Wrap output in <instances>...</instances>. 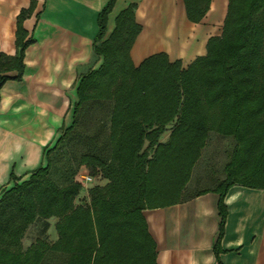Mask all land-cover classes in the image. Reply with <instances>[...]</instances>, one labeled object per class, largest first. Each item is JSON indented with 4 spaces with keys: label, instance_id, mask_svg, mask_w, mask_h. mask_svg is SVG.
<instances>
[{
    "label": "trees",
    "instance_id": "16d2710c",
    "mask_svg": "<svg viewBox=\"0 0 264 264\" xmlns=\"http://www.w3.org/2000/svg\"><path fill=\"white\" fill-rule=\"evenodd\" d=\"M115 1L99 13L94 51L103 63L80 79L72 124L47 150L45 166L21 182L12 172L15 185L1 191L0 264H158L144 210L211 189L189 194L188 184L217 135L232 142L225 175L213 189L219 195V264L226 194L236 185L264 189V0H228L222 34L211 37L207 53L187 68L165 52L135 66L131 50L142 30L136 4L118 14L105 39ZM183 1L188 19L200 23L212 0ZM36 4L17 17L16 54L0 51V93L7 81L23 78L25 54L35 42L24 21ZM62 143L74 172L84 166L95 178L88 195L82 196L76 177L55 173L53 153ZM102 179L107 182L98 183ZM52 218L55 241L48 233ZM31 226L40 230L24 247Z\"/></svg>",
    "mask_w": 264,
    "mask_h": 264
},
{
    "label": "crops",
    "instance_id": "0c3cea01",
    "mask_svg": "<svg viewBox=\"0 0 264 264\" xmlns=\"http://www.w3.org/2000/svg\"><path fill=\"white\" fill-rule=\"evenodd\" d=\"M32 1L0 0L1 52L16 54L17 17ZM35 1L33 14L24 21L35 42L26 51L23 78L7 81L0 93V197L3 189L15 185L12 172L22 178L21 182L46 165L47 150L73 122L80 79L103 63L94 51V42L99 13L109 0ZM130 4L137 5L136 19L142 26L131 50L135 66L165 52L172 62L180 60L187 68L207 53L211 37L222 34L228 11V0H212L204 19L193 23L183 0H116L105 39L112 34L118 14ZM218 139L230 141L215 136L202 159L217 149ZM215 164L213 161L210 166ZM87 189L83 195H88ZM213 189L214 185L183 203L144 210L148 230L157 244L158 264H219L214 253L219 195ZM225 199L228 217L221 240V264H264V189L236 185ZM53 220L57 222L52 218L50 228L56 233Z\"/></svg>",
    "mask_w": 264,
    "mask_h": 264
},
{
    "label": "rangeland",
    "instance_id": "374dc122",
    "mask_svg": "<svg viewBox=\"0 0 264 264\" xmlns=\"http://www.w3.org/2000/svg\"><path fill=\"white\" fill-rule=\"evenodd\" d=\"M166 136L167 134H165L163 138L165 139ZM217 143L218 144L215 146L217 147V149L215 148L213 152L212 150H210L212 154L205 153L203 156L204 158L196 167L195 175L189 184V188H188L189 194H193L197 192V190L199 189L211 188V186L214 185V181L217 177L218 178L222 176L224 177L225 174L224 173L221 174V172H223L222 169L225 163L228 161L229 158L228 154L232 149V143L227 139L222 140V142H220V139H218ZM53 161L55 162L54 169L57 170V172L55 173L59 176L62 177L73 176L76 177L77 180H80L82 179L81 175L89 174L88 170L84 166L83 168L78 170L77 173L74 172V166L76 164L73 160L71 151H69V149L65 147V143H62L59 146V149L53 153ZM213 161H215L216 164L214 166H210L212 165ZM206 165L209 166L206 167ZM211 170H215L216 172H220V173H217V175H215L211 172ZM56 174L55 176H57ZM203 179L205 182H203ZM55 222L56 220H53L52 224H54ZM39 230L40 227L37 228L36 226H31L29 228V231L27 233L28 234L27 238L24 241L25 247L29 246V244L35 240ZM48 233H49V239L51 241H54L57 238L53 228H49Z\"/></svg>",
    "mask_w": 264,
    "mask_h": 264
},
{
    "label": "built area",
    "instance_id": "2783aa9c",
    "mask_svg": "<svg viewBox=\"0 0 264 264\" xmlns=\"http://www.w3.org/2000/svg\"><path fill=\"white\" fill-rule=\"evenodd\" d=\"M81 176H82V179L78 181L83 185L84 189H87L88 185L95 181V178L89 174H83Z\"/></svg>",
    "mask_w": 264,
    "mask_h": 264
}]
</instances>
